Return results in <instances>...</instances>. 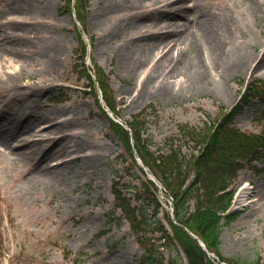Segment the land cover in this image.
Segmentation results:
<instances>
[{
    "label": "rangeland",
    "instance_id": "rangeland-1",
    "mask_svg": "<svg viewBox=\"0 0 264 264\" xmlns=\"http://www.w3.org/2000/svg\"><path fill=\"white\" fill-rule=\"evenodd\" d=\"M28 1L29 7L20 5L19 0H0V23L8 21L7 30L20 36V43L33 47L30 55L17 58L0 53V121L14 125L12 113L19 106L38 113L73 116L75 122L67 130L78 131L74 139L79 144L78 151L67 156V163L61 167L67 168L58 184L62 187L29 184L25 174L31 165H15L0 155V264H143L144 248L116 210L113 185L119 182L128 195L136 198L145 176L99 109L86 72L75 66L81 57L80 34L83 39L86 35L93 38L86 63L91 67L96 64L105 75L119 117L131 121L144 111V143L152 151H163L168 147L167 139L179 138L178 123L202 127L214 122L221 113L219 108H231L241 101L246 82L264 81V61L258 63L264 53V15L241 17L246 25L239 40L254 58L242 69L228 72L210 62L208 78L202 83L186 75L168 78L161 86L153 78L145 80L150 65L135 69L132 62L131 67L127 65L122 50L134 25L106 12V0H85L81 21L64 0ZM201 1L224 17L237 10L242 16L236 0ZM22 11L25 21L11 22ZM10 77L16 79L15 87ZM163 86L169 91L163 93ZM32 89L42 90L36 99L29 93ZM240 104L232 125L253 132L264 130L263 101L253 97L250 103ZM38 122L36 129L44 125ZM20 131L26 138H37L24 127ZM48 144L45 141L39 147ZM184 150L190 153L192 149L187 145ZM82 164L80 172L77 169ZM232 187L234 208L242 213L222 226L220 253L227 260L252 264L264 257V159L241 169ZM243 189L247 194L241 201ZM164 195L160 193L159 197L166 209L168 197ZM148 235L156 237L160 233ZM154 242L160 245L165 259L186 264L183 253L173 249L171 243L160 239Z\"/></svg>",
    "mask_w": 264,
    "mask_h": 264
},
{
    "label": "bare ground",
    "instance_id": "bare-ground-1",
    "mask_svg": "<svg viewBox=\"0 0 264 264\" xmlns=\"http://www.w3.org/2000/svg\"><path fill=\"white\" fill-rule=\"evenodd\" d=\"M236 1L241 4L242 16L233 6L236 4L230 6L237 10V14L229 13L230 16L224 17L201 0H106L103 9L112 15H118L120 21L134 25V29L128 31L130 37L125 38L122 50L127 65L132 62L133 69L150 65L145 80L153 78V81L160 82L162 86V82L168 78L179 79L186 75L202 83L208 78L210 62L229 72L242 69L254 59L244 50L239 40V33L246 25L241 17L248 14L262 18L264 0ZM19 3L31 6L28 0H19ZM23 14L25 12L22 11L17 19L10 21H25L26 15L24 17ZM7 24L8 21L0 23V32H3L0 34L1 55L7 54L12 58L25 53L30 55L33 47L20 43V36L10 33ZM263 61L264 53L258 63ZM11 77L9 81L15 87L17 81ZM161 91L166 93L169 88L163 86ZM41 92L40 89H32L29 93L35 95L36 99ZM12 115L16 119L14 125L0 121V155L6 156L15 165H31L29 172L25 174L29 184L43 188L58 185L62 174L67 171V168L61 170L67 163L64 161L68 160L67 156L78 151L79 141L74 139L79 135L78 131L67 130L75 119L73 116L66 118L63 114L51 115L44 111L38 113L25 106H19ZM61 116L64 118L58 120L57 117ZM37 121L44 124L42 128H35ZM22 127L37 138L24 137L20 131ZM45 132L47 135H43ZM45 141L50 142V145L39 147V143ZM51 160L57 162L53 164ZM77 170L81 172L83 164ZM246 194L247 190H241V201L246 199Z\"/></svg>",
    "mask_w": 264,
    "mask_h": 264
},
{
    "label": "trees",
    "instance_id": "trees-1",
    "mask_svg": "<svg viewBox=\"0 0 264 264\" xmlns=\"http://www.w3.org/2000/svg\"><path fill=\"white\" fill-rule=\"evenodd\" d=\"M65 2L70 9L72 0ZM84 4L85 0H76L78 16L80 14L82 17ZM80 37L82 58L87 53V44L81 34ZM75 66H80L86 72L100 109L109 119L112 129L128 153L135 159L132 137L138 153L164 184L166 195L173 199L177 222L169 211L165 213L173 230V234H170L157 217L162 205L156 196L160 187L153 180L148 179L142 183L138 191V198L143 201L140 205H133L131 197L119 188L115 190L117 206L122 209L144 248L142 263L176 264V259L165 262L159 246L154 242L163 239L180 245L187 257V264H218L190 231L202 238L207 248L215 252L220 260H227L221 255L219 248L222 226L231 224L242 213L239 209H229L234 195L230 186L240 169L254 160L264 158V132L242 131L232 125L235 114L241 108L237 104L230 110L221 109L216 121L206 123L203 127L179 123L180 137L167 139L168 147L165 151L153 152L143 142L142 131L146 124L143 114L134 116L129 122L130 130L110 118L99 103L95 81L83 59L76 61ZM96 76L107 104L117 111L112 88L97 65ZM253 97H260L264 101V89L261 85L250 82L241 101L248 103ZM187 145L192 148L189 154L184 151ZM141 170L144 172L142 168ZM158 232L161 233L158 238L148 237L149 233ZM227 262L246 264L231 260ZM252 264H264V257H259Z\"/></svg>",
    "mask_w": 264,
    "mask_h": 264
},
{
    "label": "water",
    "instance_id": "water-1",
    "mask_svg": "<svg viewBox=\"0 0 264 264\" xmlns=\"http://www.w3.org/2000/svg\"><path fill=\"white\" fill-rule=\"evenodd\" d=\"M199 241H200V243L205 247L204 242H203L201 239H199Z\"/></svg>",
    "mask_w": 264,
    "mask_h": 264
}]
</instances>
